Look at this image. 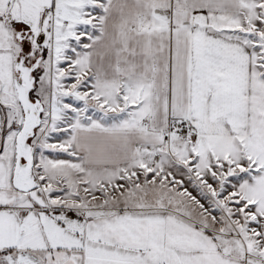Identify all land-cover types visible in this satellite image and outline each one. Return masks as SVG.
<instances>
[{
    "label": "snow or ice",
    "instance_id": "obj_1",
    "mask_svg": "<svg viewBox=\"0 0 264 264\" xmlns=\"http://www.w3.org/2000/svg\"><path fill=\"white\" fill-rule=\"evenodd\" d=\"M0 264H264V0H0Z\"/></svg>",
    "mask_w": 264,
    "mask_h": 264
}]
</instances>
